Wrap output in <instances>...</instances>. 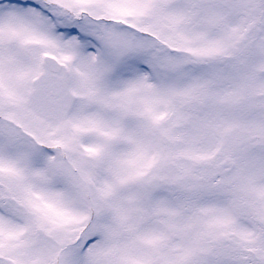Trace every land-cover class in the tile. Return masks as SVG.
I'll return each mask as SVG.
<instances>
[{
  "label": "snow or ice",
  "instance_id": "obj_1",
  "mask_svg": "<svg viewBox=\"0 0 264 264\" xmlns=\"http://www.w3.org/2000/svg\"><path fill=\"white\" fill-rule=\"evenodd\" d=\"M0 264H264V0H0Z\"/></svg>",
  "mask_w": 264,
  "mask_h": 264
}]
</instances>
